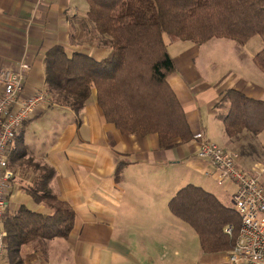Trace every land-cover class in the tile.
I'll list each match as a JSON object with an SVG mask.
<instances>
[{
	"label": "crops",
	"instance_id": "1",
	"mask_svg": "<svg viewBox=\"0 0 264 264\" xmlns=\"http://www.w3.org/2000/svg\"><path fill=\"white\" fill-rule=\"evenodd\" d=\"M88 8L87 0H0V71L5 66L18 70L22 62L28 63L23 94L30 95L43 88L45 57L56 45L64 46L69 54L81 51L98 60L105 58L110 47L89 22ZM255 38L245 45L226 38L179 45L180 53L173 57L176 70L168 81L193 134L202 131L207 140L226 143L228 148H224L237 155L242 169L260 174L264 187V130L257 135L245 134L242 141L231 140L218 107L230 88L264 100V73L253 65L263 41ZM207 47L219 48L216 53L236 59L247 70H230L226 80L211 81L202 72L204 60L199 67L194 63V57ZM47 106L39 108L21 131L27 156L55 169L50 188L75 209V225L69 238L24 244L20 249L23 264H228L226 252L205 253L197 232L168 205L195 175L203 179L196 184L204 185L221 200L210 186L212 180L216 182L215 167L196 157L198 140L161 148L157 134L125 135L107 122L97 103L96 89L80 115L68 107ZM30 124L40 125V131H34L39 139L52 135L42 154L37 152L39 139L32 145L28 142ZM250 145L255 150L245 149ZM32 180L16 177L6 214L23 204L40 212L49 210L27 192ZM230 189L233 197L235 184L223 187L224 191ZM5 264H12L9 255Z\"/></svg>",
	"mask_w": 264,
	"mask_h": 264
},
{
	"label": "trees",
	"instance_id": "2",
	"mask_svg": "<svg viewBox=\"0 0 264 264\" xmlns=\"http://www.w3.org/2000/svg\"><path fill=\"white\" fill-rule=\"evenodd\" d=\"M87 18L103 43L110 47L103 59L86 52H67L64 46L49 49L45 57L47 107L71 108L81 114L93 89L107 122L123 134H157L161 148L194 138L184 107L168 78L176 70L170 42L191 41L197 45L226 38L245 45L260 36L263 47L253 60L264 73V0H87ZM231 140L264 130V100L227 89L218 103ZM245 149H254L246 146ZM255 150V149H254ZM28 146L20 131L8 152L10 167L30 163L40 172L26 187L37 203L49 209L40 212L27 205L5 214L8 255L12 264H23L24 244L69 238L75 225L72 205L50 188L55 169L47 163L27 160ZM119 166L122 167V164ZM120 168V167H119ZM118 172V170H117ZM170 211L197 232L205 253H228L235 244L241 217L213 192L189 183L169 201ZM232 225V234L226 228Z\"/></svg>",
	"mask_w": 264,
	"mask_h": 264
},
{
	"label": "built area",
	"instance_id": "3",
	"mask_svg": "<svg viewBox=\"0 0 264 264\" xmlns=\"http://www.w3.org/2000/svg\"><path fill=\"white\" fill-rule=\"evenodd\" d=\"M29 70L30 65L22 62L18 70L5 66L0 71V264H5L9 251L4 220L17 177L16 171L9 166L8 152L23 125L48 103L44 88L30 95L23 94ZM194 138L199 141L196 157L215 167L217 183L236 186L233 200L241 217V227L234 247L227 254V263L264 264V187L260 174L242 169L234 152L207 140L202 131ZM232 231L233 226L229 225L226 232L232 234Z\"/></svg>",
	"mask_w": 264,
	"mask_h": 264
},
{
	"label": "rangeland",
	"instance_id": "4",
	"mask_svg": "<svg viewBox=\"0 0 264 264\" xmlns=\"http://www.w3.org/2000/svg\"><path fill=\"white\" fill-rule=\"evenodd\" d=\"M255 39H260L259 36H256ZM165 40L168 43V48H169V52L172 55V57H175L177 54L180 53V49L178 48L179 45H192L193 42L188 41V42H170V40L168 39V37H165ZM234 41V40H232ZM253 41V40H251ZM255 41V40H254ZM255 43V42H250ZM249 44V45H251ZM209 45V44H208ZM217 51H219V48H211L208 50L207 48H204L201 53L200 56H196L194 57V63L197 67L200 66L201 61L204 60V69H202V72L205 73V76L209 77L211 81H224L229 77V72L230 70H241L243 71L242 64L238 63V61L236 59H226V55L224 53H216ZM254 68L259 71V73L262 74V72L258 69V67L256 66L255 62H254ZM233 66V67H231ZM245 70H247L246 68H244ZM250 72V71H249ZM249 72H246L249 78H251V75H249ZM264 75V74H262ZM221 111V115L223 116L226 113V108H220ZM44 118H41L40 124H42L44 121ZM40 125L37 124L36 127H34V124H30L29 126H27V135H28V142L32 145V143H36L38 141V136H34V131H40L39 130ZM37 134H40V132H38ZM52 139V135L48 134L47 136H44V138H40L38 143V149L37 152L39 154H42L43 152V148L45 146L46 143H48L50 140ZM219 144V143H218ZM220 145V144H219ZM222 147L224 148H228L226 147V143L222 144ZM220 145V146H221ZM228 146V145H227ZM230 150V149H229ZM27 160H31L32 162H39L37 161V159L35 158H30L28 156ZM40 163V162H39ZM30 163H28L25 166L22 167H12L16 173H17V178H21V176H28L29 178L33 179L32 181H34L35 179L38 178L40 172H38L37 170H35L31 165H29ZM42 164V163H41ZM43 165V164H42ZM189 183L192 184H196L195 182H203L202 177H199L197 175L195 176H191L189 178ZM217 182V181H216ZM215 181H211L210 186H214L213 188L215 190H217V194H219V197L221 198V200L223 202H226L228 205L235 207V203L232 200V189H230L229 191H224L223 187L224 186H219V184H217ZM196 185H200V184H196ZM202 187H204V185H200ZM6 261V260H5Z\"/></svg>",
	"mask_w": 264,
	"mask_h": 264
}]
</instances>
